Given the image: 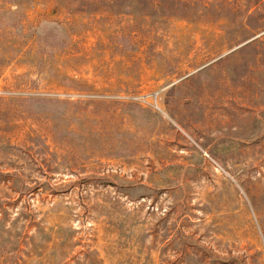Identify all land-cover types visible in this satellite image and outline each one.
<instances>
[{"label": "rangeland", "instance_id": "1", "mask_svg": "<svg viewBox=\"0 0 264 264\" xmlns=\"http://www.w3.org/2000/svg\"><path fill=\"white\" fill-rule=\"evenodd\" d=\"M0 264H264V0H0Z\"/></svg>", "mask_w": 264, "mask_h": 264}]
</instances>
